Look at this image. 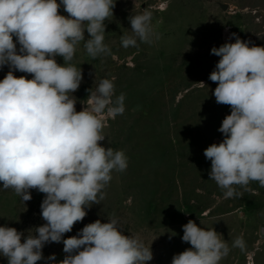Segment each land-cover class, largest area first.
I'll list each match as a JSON object with an SVG mask.
<instances>
[{
    "label": "clouds",
    "instance_id": "1",
    "mask_svg": "<svg viewBox=\"0 0 264 264\" xmlns=\"http://www.w3.org/2000/svg\"><path fill=\"white\" fill-rule=\"evenodd\" d=\"M61 4L67 17L59 14ZM114 7V0H0V68L9 67L0 80V183L23 202L32 199V189L45 194L41 216L46 221L27 236L0 226V255L8 264H37L45 244L61 241L67 255L58 262L55 254L49 256L51 264H147L153 259L138 236L124 234L116 217L106 223L98 219L77 236L63 238L85 218L86 207L105 198L112 171L127 168L122 150L100 143L107 120L124 113L125 94L116 95L113 80L102 79L89 89L88 107L79 112L72 95L83 78L70 63L76 46L84 42L93 59L110 54L104 22ZM129 21L133 35L121 36L123 47L152 42L151 11ZM232 35L234 43L211 49L220 59L209 76L217 84L216 102L230 106L231 113L218 129L222 142L204 150L211 161L210 179L225 198L240 195L236 186L247 190L258 182L264 187V47H250ZM56 56L63 57V65ZM182 241L191 248L174 255L171 264H220L230 251L214 228L206 230L192 220L183 225ZM233 247H245L242 236Z\"/></svg>",
    "mask_w": 264,
    "mask_h": 264
},
{
    "label": "rangeland",
    "instance_id": "2",
    "mask_svg": "<svg viewBox=\"0 0 264 264\" xmlns=\"http://www.w3.org/2000/svg\"><path fill=\"white\" fill-rule=\"evenodd\" d=\"M61 0H57L59 4ZM113 16L105 20L104 44L110 54L93 59L83 44L76 46L70 62L82 70L76 110L88 107L89 89L102 79L113 80L115 94H125V111L109 119L101 146L122 150L127 157L124 171H112L100 204L86 207L85 218L76 222L67 239L77 236L89 223L118 218L125 235L138 236L151 249L147 264H171L174 255L191 248L182 241L183 225L189 220L221 235L230 251L220 264H264V187L251 182L240 195L225 198L210 179L211 161L204 150L224 139L218 131L230 115L228 105L218 104L216 83L209 79L220 57L213 47L234 43L236 34L249 46L264 47V0H114ZM222 4H228L224 10ZM152 13L151 43L125 48L122 35H133L129 17ZM59 14L68 16L63 5ZM85 38L89 34L85 31ZM17 44V38L13 36ZM63 65L61 56L55 57ZM9 67L0 68V80ZM17 77L32 76L14 71ZM203 83V84H202ZM0 183V226L14 227L32 235L46 223L41 216L45 194L30 190L32 199L23 202L12 189ZM245 247H233L237 237ZM23 242V238H22ZM63 242L47 243L43 259L51 264L67 255ZM0 264H8L0 255Z\"/></svg>",
    "mask_w": 264,
    "mask_h": 264
},
{
    "label": "water",
    "instance_id": "3",
    "mask_svg": "<svg viewBox=\"0 0 264 264\" xmlns=\"http://www.w3.org/2000/svg\"><path fill=\"white\" fill-rule=\"evenodd\" d=\"M222 8H223L224 10H228V9H229V5H228V4H222Z\"/></svg>",
    "mask_w": 264,
    "mask_h": 264
}]
</instances>
